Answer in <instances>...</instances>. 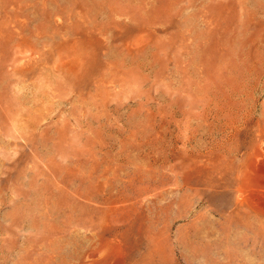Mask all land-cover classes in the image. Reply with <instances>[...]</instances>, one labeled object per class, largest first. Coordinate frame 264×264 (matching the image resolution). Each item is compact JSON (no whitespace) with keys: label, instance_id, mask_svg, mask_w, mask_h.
Segmentation results:
<instances>
[{"label":"rangeland","instance_id":"obj_1","mask_svg":"<svg viewBox=\"0 0 264 264\" xmlns=\"http://www.w3.org/2000/svg\"><path fill=\"white\" fill-rule=\"evenodd\" d=\"M0 264H264V0H0Z\"/></svg>","mask_w":264,"mask_h":264}]
</instances>
